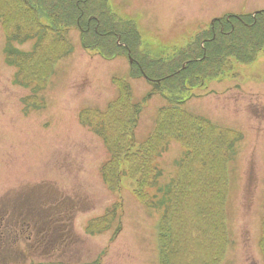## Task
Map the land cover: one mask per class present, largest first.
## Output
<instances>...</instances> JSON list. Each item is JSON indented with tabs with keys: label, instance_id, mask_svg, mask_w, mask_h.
I'll return each mask as SVG.
<instances>
[{
	"label": "rangeland",
	"instance_id": "rangeland-1",
	"mask_svg": "<svg viewBox=\"0 0 264 264\" xmlns=\"http://www.w3.org/2000/svg\"><path fill=\"white\" fill-rule=\"evenodd\" d=\"M84 1L77 0L82 8ZM96 4L87 5L97 16L86 12L85 19L70 23L66 34L72 50L51 65L45 87L32 80L41 74L43 61L29 69L28 77L39 93L15 83L16 67L5 62L3 48L8 37L0 23V239L17 245L14 242L24 240L19 232L22 227L34 233L36 228L53 225L54 220L46 214L50 207L37 208L45 221L30 217L26 223L21 210L13 207L21 191L29 201L33 199L30 195L42 192L49 197L46 204L64 200L74 209L71 215H53L62 219L63 225L58 221V228H52L60 234L67 231L72 241L60 242L54 250L46 248L51 256L36 253L45 261L73 258L86 264H158L162 208L145 204L134 195L133 166L128 174L115 177V187L110 188L99 166L111 151L102 136L82 122V113H104L119 95L128 92V104L123 102L116 109L124 107L119 118L127 120L132 105H141L129 136L136 146H144L159 126V108L171 104L165 96L169 91L150 81L155 67L159 65L154 74L165 77L176 67L178 52L190 49L187 43L196 42L207 31L213 37L218 32L228 33L233 22L254 20L264 11V0H100ZM91 16L95 23L89 24ZM34 39L14 45L28 51ZM206 39L201 40V47ZM62 40L66 42L64 37ZM105 48L114 50L117 58L102 57L100 50ZM190 92L182 104L190 113L240 134L228 164L225 219L229 244L219 264H264V49L249 63H235L229 75ZM22 97L32 99L37 107L24 106ZM121 124L125 131L131 130L130 123ZM161 142L154 143L160 151L153 163L160 172L148 188L155 204L162 196L160 190L187 157L186 148L167 131ZM114 202L111 229L91 234L92 221L107 219ZM15 226L21 227L15 230ZM8 247L10 251L0 248L4 259L22 256ZM165 247L163 244L162 249ZM28 261L26 253L23 263Z\"/></svg>",
	"mask_w": 264,
	"mask_h": 264
},
{
	"label": "trees",
	"instance_id": "trees-1",
	"mask_svg": "<svg viewBox=\"0 0 264 264\" xmlns=\"http://www.w3.org/2000/svg\"><path fill=\"white\" fill-rule=\"evenodd\" d=\"M98 1L85 0L82 8L77 0H0V23L9 39L24 42L35 38L29 51L11 53L10 48L5 50L7 61L19 67L24 83H32L28 77L29 69L38 61H43L41 74L32 80L46 86L51 65L72 50V44L65 38L70 23L77 18L85 19L83 14L86 12L97 16L95 9L88 5ZM90 18L89 24L95 23L94 17ZM233 23L232 28L228 27V33L218 32L217 37H213L212 32L207 31L196 42L187 43L190 49L178 52L176 67L169 70L165 77L156 76L154 71L159 65L155 67L150 75L152 81L161 83L163 90L169 91L170 94L162 91L161 94H166L171 104L159 108V126L147 139L145 147L136 146L129 136L137 124L141 105H132L127 120L119 118L124 107L116 109L123 102L128 104V92L121 98L119 95L104 113L97 110L82 113V122L101 135L103 143L111 151L104 163L108 185L114 188L115 177L128 174L133 166L134 195L145 204L162 208V228L158 227L157 231L158 264H219L229 244L225 219L228 164L232 160L233 144L240 139V134L190 113L182 104L194 88L229 75L235 63H249L264 49V11L254 20L249 17L244 23ZM62 37L66 39L65 43ZM206 37L209 39L201 47L200 42ZM100 54H115V51L105 48L100 50ZM176 79H179V85ZM121 123H130L131 130L125 131V124ZM164 131L186 148L187 157L178 166L171 181L160 190L162 196L155 204L148 188L156 182L160 172L153 164L156 152L160 151L154 148V143H163ZM193 196L196 198L192 199ZM114 217L112 208L105 229L111 227ZM262 241L264 243V236ZM163 244L166 245L165 250L162 249Z\"/></svg>",
	"mask_w": 264,
	"mask_h": 264
},
{
	"label": "flooded vegetation",
	"instance_id": "flooded-vegetation-1",
	"mask_svg": "<svg viewBox=\"0 0 264 264\" xmlns=\"http://www.w3.org/2000/svg\"><path fill=\"white\" fill-rule=\"evenodd\" d=\"M24 98V97H22ZM35 98V97H34ZM24 106L31 105L32 103L27 100H22L21 101ZM37 105V104H34ZM31 106H28V108ZM100 167V166H99ZM13 190V188H12ZM38 192V191H36ZM32 201H29L27 198H25V193L21 191L20 193L17 194L16 198L15 195H13L11 198L14 199V208H19L23 214L22 221L23 223L29 222L30 217H32L36 222L39 221H45L44 216L37 210V208L42 209V208H48L50 207L51 210L47 211V216L52 217L54 220L53 225L46 226L44 229H39L36 228L34 230V233L28 228V227H22V229L19 231L22 234H24V240L21 241L20 243L14 242L17 245H13L11 241L9 240H1L0 242L3 244H6L5 246H1L0 243V248L3 250H9V247H13L20 251L21 257L20 258H8L4 259L5 255L0 256V264H86V263H81L76 259L73 258H65V261L68 262H54V261H45L42 256H39V252L42 253H48V256H51L50 252H47L45 249L48 248L49 246L54 247L58 246L60 242L63 244L66 243L67 240L70 238V234L65 231L62 232L61 234L58 233V230L55 228H52L55 226L58 228L59 222L63 225V220L59 219L57 217H53L55 214L56 216L61 215V216H67L68 214H72L73 210L68 208L67 204L64 202V200H60L58 203H53L49 202L48 204L45 203V199L49 198L46 193L38 192L37 195H30ZM34 202V203H31ZM62 218V217H60ZM59 221V222H58ZM35 225V224H33ZM14 227V226H13ZM21 226H15V230H18ZM72 240H69L71 242ZM58 250V249H57ZM29 255V261L26 263H23V258L24 254ZM38 253L39 255H36ZM46 256V257H48ZM7 257V256H6ZM30 257H32L30 259ZM45 258V257H44ZM44 260V261H42ZM100 264V262H99Z\"/></svg>",
	"mask_w": 264,
	"mask_h": 264
},
{
	"label": "bare ground",
	"instance_id": "bare-ground-1",
	"mask_svg": "<svg viewBox=\"0 0 264 264\" xmlns=\"http://www.w3.org/2000/svg\"><path fill=\"white\" fill-rule=\"evenodd\" d=\"M65 38L68 39V36L65 35ZM9 50H10L11 53H14V52L16 51V47H15V45H11V47H10ZM69 53H70V52H69ZM69 53H67V55H68ZM117 56H118V55H116V54H106V55H104V56H102V57H106V58L109 57V59H111V58H112V59H115V58H117ZM5 62H6V60H5ZM3 64H5V63H3ZM132 75H134V74L132 73ZM19 77H20V78H23V75H22L21 72H20V76H16V77H15V81H16V82H17V80H18ZM2 145H3V143H2L0 146H2ZM100 169H101V172H103V173L105 174V176H106L105 171H107V168H106V167H103V168H100ZM105 180H106V179H105ZM106 182H107V181H106ZM107 184H108V183H107ZM105 227H106V225H105ZM107 231H109V229H106V230L104 231V233L107 232ZM104 233H103V234H104ZM91 234H95V233H91ZM96 234H97V233H96Z\"/></svg>",
	"mask_w": 264,
	"mask_h": 264
},
{
	"label": "water",
	"instance_id": "water-1",
	"mask_svg": "<svg viewBox=\"0 0 264 264\" xmlns=\"http://www.w3.org/2000/svg\"><path fill=\"white\" fill-rule=\"evenodd\" d=\"M183 66H184V64H183ZM183 66H182V67H183Z\"/></svg>",
	"mask_w": 264,
	"mask_h": 264
}]
</instances>
